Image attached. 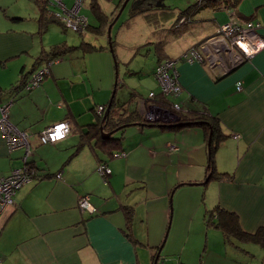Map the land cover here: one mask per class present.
Wrapping results in <instances>:
<instances>
[{
    "label": "crops",
    "instance_id": "obj_1",
    "mask_svg": "<svg viewBox=\"0 0 264 264\" xmlns=\"http://www.w3.org/2000/svg\"><path fill=\"white\" fill-rule=\"evenodd\" d=\"M178 11L159 14L152 21L155 32L149 26L142 37L125 20L115 37L108 39L107 32L97 35L86 28L76 43L75 37L62 31L60 22L40 28L39 7L33 0H0V103L10 101L8 120L26 132L28 141V148L9 150L0 136V177L25 163L35 171L0 214V264H155L158 238L170 215L171 193L181 187L191 191L189 200L203 187L206 228L218 229L208 226L204 216L206 206L216 204L235 212L245 231L264 224V46L245 57L228 44L223 50L226 43L216 35L221 24L236 17L258 21L257 33L264 39V0H237L233 7L207 4L190 15L192 27L167 35L165 28L176 21ZM117 12V6L105 10L109 23ZM136 14L130 10L129 19ZM204 28L213 31L197 41ZM128 37L133 46L126 57L119 46ZM145 38L146 44L154 45L155 57L150 61L148 56L149 64L142 68L149 71L144 75L156 83L153 70L158 60L176 59L181 92L174 100L189 105L191 112L206 109L209 120L224 133L213 154L223 175L220 179L208 178L209 136L192 125L196 123L171 128L127 124L118 132L122 148L115 150L124 151L123 156L99 152L98 136L85 132L96 122L95 106L107 105L113 95L141 111L140 100L147 97L132 90L128 96H117L122 84L130 89L121 79L117 58L127 61L140 56L136 48ZM83 42L96 49L82 50ZM60 44L74 48L53 55L58 61L38 87L13 88L21 74L26 81L44 64L42 52ZM189 48L197 50L203 61L183 59ZM132 73L137 74L133 69ZM237 84L241 90H236ZM60 120L69 122L66 138L41 143L38 134ZM174 144L177 149L169 150ZM100 162L111 169L109 175L97 171ZM192 185L197 186L189 188ZM83 194L89 195L94 212L79 210Z\"/></svg>",
    "mask_w": 264,
    "mask_h": 264
},
{
    "label": "rangeland",
    "instance_id": "obj_2",
    "mask_svg": "<svg viewBox=\"0 0 264 264\" xmlns=\"http://www.w3.org/2000/svg\"><path fill=\"white\" fill-rule=\"evenodd\" d=\"M121 1L122 0H83L80 11L87 16L88 22L93 23L96 19L93 17L92 9L95 8L96 5L98 7L100 6L103 11L106 10L107 12L117 6L119 11L123 4ZM194 1L195 0H162V3L165 5V7L171 8L174 11H178L186 8V6L194 3ZM130 5V3L126 2L122 12L120 13V16L111 28V37H115L116 32L120 29L119 27L125 22V20H128L127 24H129V28L132 27L135 29L138 37H142V34L145 36V31L150 27H152L153 31L156 29L154 23L147 20L145 15L147 13H154L159 7L154 6L146 11H139L136 15L129 19L128 12L132 8V5ZM157 12H159V10H157ZM157 14L158 13H156L155 16H157ZM171 27L172 25L167 26L168 29ZM62 31L67 33V36L75 37L76 43L80 42L82 39L78 32H73L69 29ZM212 31L213 30H210V28H204V30H202V32L197 36V41L204 38L205 36L210 35ZM216 35L221 36L219 33ZM175 36H173V38ZM146 41H148L147 38H145L142 44L138 45L136 48L140 56H136L131 60L128 59L127 61L119 60L117 58L121 79L130 88L127 91L124 89V85L120 86L117 91V96L119 98L128 96L131 90L132 92H138L142 97H148L151 91L154 93L159 91L158 84L157 82L155 83L153 81L152 76L144 75V73L149 71V69L145 71L142 68L145 66V64H149V61L147 60L149 58L148 56H150V61L155 57L153 48L154 45L146 44ZM69 42L72 43V40ZM132 46L133 41L129 40V37L126 38V40L123 41L119 46L122 49V55L128 57V52ZM132 69L135 70L137 74H133ZM156 89L158 90L155 91ZM143 101L147 103L146 100ZM149 102L153 103V101ZM163 104L164 106L168 107L166 102H163ZM134 106V103H132L131 107L134 108ZM145 110L143 113H141V116H143L145 121H137L139 124L149 123L145 117ZM173 120L174 121H171L170 123L179 122L178 117L174 118ZM175 148L176 147L174 144L169 148V150L172 151ZM195 186L197 185L189 186V188ZM198 188L199 193L197 195L193 194V198L190 200L188 192L191 191L182 190V187L177 190L176 194H174V192L171 193V200L169 199L170 215L168 214L164 231L158 238V245L161 247L159 248L160 252L157 264H161L163 262H166L165 264H264V251L257 244L252 242H243L242 246L244 248H234V245L231 244L232 239H230L229 242H224L223 235L219 229L205 227L203 221L204 204L202 203V201H204V199L202 200V197L204 196L203 187L199 186ZM206 207L207 209L211 208V206Z\"/></svg>",
    "mask_w": 264,
    "mask_h": 264
},
{
    "label": "built area",
    "instance_id": "obj_3",
    "mask_svg": "<svg viewBox=\"0 0 264 264\" xmlns=\"http://www.w3.org/2000/svg\"><path fill=\"white\" fill-rule=\"evenodd\" d=\"M52 9V16L58 20L64 29H69L73 32H83L88 23V19L81 13L83 0H47ZM261 24L256 20L240 21L239 18H230L227 22L220 25L218 33L224 39L228 46L235 50L237 49L244 56H251L264 46V39L257 33V28ZM225 48V47H224ZM181 57L185 60H197L202 62L203 58L200 53L194 48H189ZM58 61L57 58L44 61V64L35 69L28 80L25 81L24 87L28 90L38 87L44 76L49 72L50 66ZM176 60L173 58H165L159 61L154 70L153 76L157 81L159 91L154 93L151 91L145 101L140 100L141 113L145 110L146 120L170 122L174 118L179 117V113L184 111V104L180 101H175L174 98L181 92V85L177 79ZM236 90H241V86L237 84ZM150 98V99H149ZM149 101H153L149 102ZM167 106H164L163 102ZM10 101L0 103V136L6 142L9 150L25 146L28 148L27 135L25 131L17 129L8 120V110ZM95 111L98 115L103 116L104 106L96 105ZM178 112V113H177ZM170 116V117H167ZM70 132L69 122L66 120L57 121L43 129L38 134V139L41 143H54L66 138ZM176 147V146H175ZM177 149V147L175 148ZM116 155L123 156L125 152H118ZM97 171L107 176L111 173V169L104 162L97 164ZM35 172L29 168L27 164L21 167H14L8 175L0 177V214L10 205L13 204L14 195L24 183L30 181ZM59 176V174H57ZM78 208L81 211L94 212L89 195L83 194L78 199ZM163 264V263H161ZM179 264V263H175Z\"/></svg>",
    "mask_w": 264,
    "mask_h": 264
},
{
    "label": "trees",
    "instance_id": "obj_4",
    "mask_svg": "<svg viewBox=\"0 0 264 264\" xmlns=\"http://www.w3.org/2000/svg\"><path fill=\"white\" fill-rule=\"evenodd\" d=\"M37 3V6L39 7V17H38V23L39 27L45 29L48 23L50 22H59L52 16V10L49 8V3L47 0H33ZM237 0H195L194 3L189 4L186 6V8L179 10L176 14V21L174 20L172 23V27L170 29L165 28L167 30V35L171 33L172 35H177L178 33L185 32V30L191 26L192 27V19L190 15L192 13L198 12L200 9L205 7L207 4H212L217 6L220 4H224L225 6H231L233 7L235 5ZM94 3V1H93ZM96 5V4H94ZM167 7H159L157 10H159L160 14H164L165 12H171L172 10ZM93 10V15L95 16V24H89V22L86 25V28H89L92 30L95 34H105L107 30V26L109 24L108 16L106 15L105 11L102 10V8L96 5ZM157 10L154 13H147L145 16L147 20L153 21L158 20L160 18L159 13ZM134 13L138 12L136 10H133ZM157 16H155V14ZM85 28V29H86ZM155 32V30L153 31ZM82 33V32H80ZM167 35L163 34L167 38ZM163 40H157L156 47L158 48V44L162 42ZM111 42L113 43L112 39ZM79 47L82 50L88 51V50H95V46L89 44V43H81ZM74 48V47H67L62 44L54 46L51 48V52L48 53L42 52L40 58L43 61H48L49 59L54 58V54L58 52H62L66 49ZM51 54V55H47ZM53 56V57H52ZM44 57V58H43ZM163 59L166 57L163 56ZM159 59L158 61L162 60ZM157 82V81H156ZM25 84V75L21 74V77L19 78V81L17 84L13 86V88H17L19 85ZM18 85V86H17ZM123 85V84H122ZM1 92V90H0ZM115 94V92H114ZM165 102V101H164ZM104 106V111L106 109V104ZM191 107L189 105L184 104V111L182 113H179V122L177 123H170V122H162V121H151L149 123H152L153 125H160L161 127L165 128H171V127H177L182 126L186 127L189 126L191 123H196L192 125H197L201 127L204 132L207 134V137L210 135V145H207L208 149V163H207V171L208 172V178H214V179H220L223 175L218 172V170L215 167V164L213 162V154L215 151L216 146L219 144L220 139H223L224 133L221 132L220 129H218L215 126L214 121L209 120L210 115L208 114L206 109H197L194 112L189 111ZM189 111V112H188ZM96 122L92 123L87 130L86 133L90 134L91 136H98L97 145L99 152L107 153L108 155H114L118 152H115V150L121 149V137L119 136L120 133L119 130H122L124 125L137 123V121H141L145 119L143 116H141V112L135 108H129L127 106V102L125 101H119L117 100L116 95H113L111 100V105L109 108V111L104 119L103 117L96 114ZM102 120V122H101ZM99 124H102L103 130L106 131H112L118 127V129L113 132L109 137H102L100 130H99ZM92 130V131H91ZM208 142V141H207ZM93 150H95V147H92ZM78 151V148L75 149V153ZM105 163V162H104ZM31 169L34 170V166H31V164L26 163ZM35 172V171H34ZM123 210L126 214V216H129V210L125 206L123 207ZM205 213V223L208 226H213L218 228L222 235L224 242H229L230 239H232L231 244L234 245V248H243L240 246L239 243L243 242H252L257 244L263 251H264V224L260 225L255 231L248 232L242 229L240 223H239V217L238 215L230 211L223 206L216 204L211 209L206 210ZM161 247V246H160ZM159 260V255L156 260Z\"/></svg>",
    "mask_w": 264,
    "mask_h": 264
},
{
    "label": "water",
    "instance_id": "obj_5",
    "mask_svg": "<svg viewBox=\"0 0 264 264\" xmlns=\"http://www.w3.org/2000/svg\"><path fill=\"white\" fill-rule=\"evenodd\" d=\"M127 1H128V0H124V1H123V4H122V6L120 7L119 11L117 12L116 16H115L114 19L108 24V26H107V30H106L108 39L111 38L110 30H111L112 24H113V23L115 22V20H117V18L119 17V15H120V13L122 12V10H123V8H124V6H125V4H126ZM133 3L136 5V3H138V2H137V1H134ZM155 6H156V7H163L164 4L162 3V0H158L157 4H156ZM134 7H135V6H134ZM108 47H109V49L111 50V48H110V47H111L110 42L108 43ZM223 50H227V49L223 47ZM114 92H115V91H114ZM113 94H114V93H113ZM112 97H113V96H112ZM112 97H111V99H112ZM110 105H111V100L109 101V103H108L107 106H106V109H105V111H104V114H103V116H102V117H103L102 119H104L105 116L107 115V113H108V111H109V108H110ZM158 120H160V119H156V121H158ZM101 122H102V120H101ZM124 126H125V125H124ZM117 129H118V127H117L116 129L112 130V131H106V132H105V131L103 130V126H102V124L99 125V130H100V133H101V136H102V137H109V136H110L113 132H115ZM207 145H208V146L210 145V135H209V138H208ZM206 180H207V179H205L203 182H200V183L202 184V183H204ZM156 260H157V258H155V264H156Z\"/></svg>",
    "mask_w": 264,
    "mask_h": 264
},
{
    "label": "flooded vegetation",
    "instance_id": "obj_6",
    "mask_svg": "<svg viewBox=\"0 0 264 264\" xmlns=\"http://www.w3.org/2000/svg\"><path fill=\"white\" fill-rule=\"evenodd\" d=\"M123 1L124 0H122L121 3ZM134 1H137L138 3H136V5H135L133 3ZM127 2L132 5L131 10L135 9L136 11H139V10L146 11L149 8L154 7L157 4L158 0H128Z\"/></svg>",
    "mask_w": 264,
    "mask_h": 264
},
{
    "label": "bare ground",
    "instance_id": "obj_7",
    "mask_svg": "<svg viewBox=\"0 0 264 264\" xmlns=\"http://www.w3.org/2000/svg\"><path fill=\"white\" fill-rule=\"evenodd\" d=\"M133 10H135V9H133ZM259 34V33H258ZM223 44V43H222ZM226 46V45H225ZM204 50V49H203ZM211 50V49H210ZM213 52V51H212ZM237 53V52H236ZM215 56V55H214ZM216 57V56H215ZM221 58V57H220ZM232 58V57H231ZM230 59V58H229ZM232 60H234V59H232ZM234 64H236V63H234ZM175 121H178V120H175ZM165 122V121H164ZM171 122V121H170ZM173 122V121H172ZM26 164V163H25ZM30 168V167H29ZM164 263V262H163ZM166 263V262H165ZM164 263V264H165Z\"/></svg>",
    "mask_w": 264,
    "mask_h": 264
}]
</instances>
